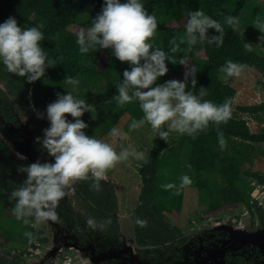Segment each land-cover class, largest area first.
Returning <instances> with one entry per match:
<instances>
[{"label": "trees", "instance_id": "16d2710c", "mask_svg": "<svg viewBox=\"0 0 264 264\" xmlns=\"http://www.w3.org/2000/svg\"><path fill=\"white\" fill-rule=\"evenodd\" d=\"M103 0H0V22L8 16H13L19 26H36L44 33L40 42L49 57L55 62L46 68L41 78L33 81L36 103L47 105L56 99L57 93L71 90L65 86L63 78L72 75L79 79L78 90L74 93L77 98L85 99L92 108L80 117L88 127L99 125L106 134L123 115L134 120L143 116L138 102L117 104L116 84L122 79V73L129 64L118 60L110 49L79 51L76 43V33L90 27L92 19L100 12ZM147 12L157 20V29L149 42L154 47L163 48L176 62L166 60L167 73L159 77L155 83H163L169 79L183 80L188 67H194L196 86L191 89L197 92L201 86L206 87L207 95L204 100L221 104L225 99L230 100V107L236 94L231 84V78L223 79L219 71L225 61L232 60L241 66H247L264 79V54L249 44V40L261 35L260 30L252 24L257 16L264 19V3L253 4V0H143ZM200 9L224 26V42L220 47L207 40L188 47L185 36V24L188 12ZM88 10L84 20L80 15ZM226 15L237 18L236 26L224 24ZM161 18V21H160ZM238 23L242 27L240 32ZM209 35L218 34L214 29L208 30ZM175 37V51L169 43ZM199 40V39H197ZM245 43L251 50L245 48ZM151 50V49H150ZM183 60L184 64L180 63ZM5 75L19 82H27L24 77L9 73L1 67ZM186 91L191 87V76ZM18 82V83H19ZM264 94V81L261 83ZM239 110L254 114L264 112L263 101L252 106H241ZM70 117V114H65ZM264 121V118H263ZM145 126L151 127L148 123ZM167 129V122L161 126ZM221 138L225 141L220 145ZM257 144H264V129L252 132L244 119L231 116L226 123L214 124L209 122L206 129L194 135L170 132L167 142L156 132L153 134L151 148L145 161L139 169L142 185L140 200L146 207L154 210V216L166 211L175 218L178 217L182 204L185 187L196 188L199 199L206 202L209 212L215 215L227 208H235L239 203L247 206L251 192H247L240 184L242 176H250L259 183H264V172L243 170L245 163H251V153ZM189 147V155L184 159V151ZM187 175L191 183L181 186V177ZM105 182L106 197L112 196V188ZM174 187L165 188L164 185ZM4 197L0 196V240L27 241L23 230H17L20 222L4 212ZM138 210H140L138 208ZM146 215V214H144ZM136 219H140L137 214ZM111 228L114 233L112 218ZM160 224V221L156 219ZM137 224V236L140 226ZM29 243V242H28Z\"/></svg>", "mask_w": 264, "mask_h": 264}, {"label": "clouds", "instance_id": "9594fccd", "mask_svg": "<svg viewBox=\"0 0 264 264\" xmlns=\"http://www.w3.org/2000/svg\"><path fill=\"white\" fill-rule=\"evenodd\" d=\"M237 22L235 16H225L224 24L234 28ZM157 25L156 18L145 9L143 0H103L101 10L92 19L90 27L76 33V43L81 53H87L90 49H110L118 60L129 64V68L122 73L123 78L114 83L118 93L117 102L121 105L138 102L143 112L142 118L133 120L129 128H139L148 123L167 142L173 131L194 135L206 129L209 122L217 125L226 123L231 117L230 100L225 99L223 103L217 104L202 99L207 95L204 86L197 92L192 91L196 86L197 70L194 67L186 69L183 80L169 79L155 83L168 71L165 61L176 62L163 48L154 47L149 42ZM252 25L260 30V37L264 36V19L257 16ZM184 27L185 36L181 41L186 40L189 48L197 39L215 43L216 47L224 42V26L200 9L188 12ZM209 29H214L218 34L209 35ZM43 39L44 33L38 27L18 26L16 18L8 16L0 22V66L29 82L41 78L46 68L55 64L40 43ZM169 43L173 45L170 51H175V37ZM244 46L251 50L247 43ZM180 63L184 64L183 60ZM241 69L239 63L227 60L219 71L224 74L223 79L227 80L228 77H238ZM189 76L191 87L186 91ZM63 82L65 86H71V90L64 87L66 91L57 93L56 99L46 105L44 113L37 112V117L45 118L48 126L42 129L43 136L35 139L52 160L37 159L21 166L19 171L26 173V179L22 186L14 188L9 194V199L15 201L14 214L18 219L23 218L25 224L30 222L26 217L32 216L37 223L55 221V209L74 181L89 179L91 174V187L99 190V181L108 169L130 156H142L136 149L130 151L123 146L117 152L109 143L86 134L83 129L88 125L80 117L85 111L91 112L92 106L85 99L74 95L80 83L78 78L65 75ZM66 113L75 119H69ZM166 122L168 130H162L161 126ZM110 133L121 140L127 135L117 128H112ZM224 144L221 138V147ZM18 155L26 159L23 154ZM180 179L181 186L191 183L187 175ZM164 187L171 188L174 185L167 184ZM136 223L144 226L147 221L137 219ZM86 225L97 227L92 218L86 221ZM25 235L29 239L33 238L31 232Z\"/></svg>", "mask_w": 264, "mask_h": 264}, {"label": "flooded vegetation", "instance_id": "af4514ba", "mask_svg": "<svg viewBox=\"0 0 264 264\" xmlns=\"http://www.w3.org/2000/svg\"><path fill=\"white\" fill-rule=\"evenodd\" d=\"M1 67L0 196L3 195L5 200V214L13 217L15 201L9 199V194L14 188L22 186L26 179V173L19 171L20 167L37 159L51 161L52 157L41 149L35 139L42 137V129L48 126L45 118L37 117V112L44 113L46 104L36 103L34 83L12 79L11 85ZM69 119L75 118L70 116ZM36 120L32 139L26 142L23 125H27L25 121L29 122L31 125H27V130H30ZM18 153L26 159H21ZM141 165L137 168L139 177ZM105 182L111 186L114 197H106ZM254 183H257V189L253 191L257 190L256 194L259 192L260 195L254 193L257 201L249 200L251 206H247L243 218L239 211L213 215L208 210L210 215L208 212L203 215L198 213L194 218H188L186 223L179 224V217L175 218L166 211L154 216L156 212L140 200L141 186L132 208L123 211L114 184L103 177L97 190L91 187L93 180L89 174V179L74 181L66 190L65 197L55 209V221L37 223L32 216L26 217L30 222L25 224L23 218L18 219L15 215V221L20 222L16 229L23 230L24 235L27 231L31 232L33 238H28L29 243L19 239L0 240V264H264V253L258 245L242 243L236 235L231 236L230 229L253 227L257 232H264V183L257 180ZM127 196V192H123V203ZM126 214L132 215L137 244L141 246L138 261L129 259L128 252L108 254L112 249L122 248L118 215ZM137 214L141 220L147 221L144 226L138 225L141 230L139 236ZM89 218L94 219L96 228L86 225ZM110 218L114 233L109 231ZM229 240L230 244L227 243Z\"/></svg>", "mask_w": 264, "mask_h": 264}, {"label": "rangeland", "instance_id": "374dc122", "mask_svg": "<svg viewBox=\"0 0 264 264\" xmlns=\"http://www.w3.org/2000/svg\"><path fill=\"white\" fill-rule=\"evenodd\" d=\"M264 3V0H253V4L257 5ZM88 10L84 11L79 20H84L88 15ZM161 21V18H160ZM18 23V21H17ZM19 24V23H18ZM19 26V25H18ZM238 30L241 32L242 27L238 23ZM260 34L257 32V35L249 40V44L260 52L264 54V36L260 37ZM197 44L202 43V41L197 40ZM264 81L263 77L256 70L242 66L241 74L233 76L231 78V84L236 90V94L233 100L231 108V116L239 119H244L247 121V124L252 132H258L264 129V112H258L254 114H249L247 112H242L239 110L241 106H252L259 104L263 101V91L261 83ZM117 104H119L117 102ZM134 119L128 115H123L113 128L119 129L122 133H126V138L121 140L119 137H113L110 133V130L104 134L101 126L95 125L91 128H85L83 131L86 134L93 135L97 139L105 141L112 145V147L119 152L121 147H126L130 151L136 149L142 153L140 158L130 156L126 161L117 162L112 168L108 169L105 174V178L112 182L115 186L117 196L120 198L121 204L123 206V211L126 209H131L134 203V200L139 192L141 186V180L137 172V168L145 161L147 154L151 148L152 138L154 131L151 127L142 125L139 128L131 129L129 125ZM175 132V131H173ZM189 147L184 151L183 157L189 155ZM251 163L247 162L243 165V170H251L257 172H264V144H257L256 149L251 153ZM255 179L250 176H242L240 179V184L246 190V192L255 188L257 183H254ZM123 192H127V200L123 203L122 196ZM256 194V191H254ZM260 195L259 192L257 193ZM256 194V196H257ZM253 198L249 194L248 201ZM257 198V197H256ZM262 199L263 197H258ZM251 200H256L255 198ZM257 201V200H256ZM249 203V202H248ZM125 204V205H123ZM255 204V203H254ZM250 208L251 205H247ZM242 203H239L235 208H227L224 211V214L242 212L240 217L246 216L245 209H247ZM121 209V210H122ZM208 212V207L206 202H202L199 199V193L196 188L185 187L183 193V204L181 211L178 215L179 224L186 223L188 218H194L196 214L202 213L205 214ZM220 212V213H222ZM218 213V214H220ZM244 213V214H243ZM209 214V212L207 213ZM217 214V215H218ZM210 215V214H209ZM207 215V217H209ZM29 232V231H27ZM15 248V247H13Z\"/></svg>", "mask_w": 264, "mask_h": 264}, {"label": "water", "instance_id": "95a60500", "mask_svg": "<svg viewBox=\"0 0 264 264\" xmlns=\"http://www.w3.org/2000/svg\"><path fill=\"white\" fill-rule=\"evenodd\" d=\"M37 121L38 120L34 122L30 130H27V125L30 126L31 124L25 121L27 125L24 124L23 127L24 129H26L25 138H24L26 142L32 139V135H33ZM118 220L120 222V229H121L122 238H123L122 248L112 249L108 252V254L114 255V253L128 252L130 254L129 259L138 261L137 254H138V249L141 248V246H138L137 244L132 215L131 214L118 215ZM230 229L232 230L231 236L236 235V239L241 241L242 243L257 244L260 250L264 253V232H257V230H253L254 229L253 227L243 228V230L232 229V228ZM52 240L53 239H51V241ZM230 242L231 240L227 241V243L229 244ZM105 257H107V255H105ZM117 257H120V256H117Z\"/></svg>", "mask_w": 264, "mask_h": 264}, {"label": "built area", "instance_id": "2783aa9c", "mask_svg": "<svg viewBox=\"0 0 264 264\" xmlns=\"http://www.w3.org/2000/svg\"><path fill=\"white\" fill-rule=\"evenodd\" d=\"M255 191H257V190H255ZM254 191H252V192H250V195H251V197H253V198H255L256 196L254 195ZM250 202H251V199H250ZM29 250H31V249H29Z\"/></svg>", "mask_w": 264, "mask_h": 264}, {"label": "bare ground", "instance_id": "6f19581e", "mask_svg": "<svg viewBox=\"0 0 264 264\" xmlns=\"http://www.w3.org/2000/svg\"><path fill=\"white\" fill-rule=\"evenodd\" d=\"M121 204V203H120Z\"/></svg>", "mask_w": 264, "mask_h": 264}]
</instances>
